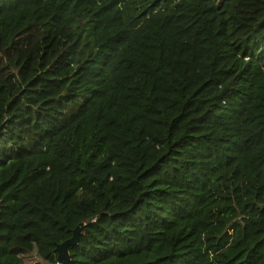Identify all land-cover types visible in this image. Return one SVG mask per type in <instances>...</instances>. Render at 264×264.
Segmentation results:
<instances>
[{
  "label": "trees",
  "instance_id": "obj_1",
  "mask_svg": "<svg viewBox=\"0 0 264 264\" xmlns=\"http://www.w3.org/2000/svg\"><path fill=\"white\" fill-rule=\"evenodd\" d=\"M264 264V0H0V264Z\"/></svg>",
  "mask_w": 264,
  "mask_h": 264
},
{
  "label": "water",
  "instance_id": "obj_2",
  "mask_svg": "<svg viewBox=\"0 0 264 264\" xmlns=\"http://www.w3.org/2000/svg\"><path fill=\"white\" fill-rule=\"evenodd\" d=\"M85 227V224H80L76 229H74L72 238L57 245L56 251L58 253L59 264H70L71 256L69 253V248L78 244L80 234L82 233Z\"/></svg>",
  "mask_w": 264,
  "mask_h": 264
}]
</instances>
